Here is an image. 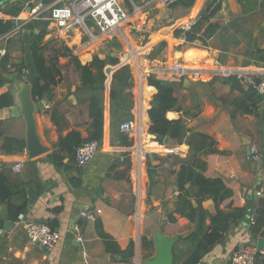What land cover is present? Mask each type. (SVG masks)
<instances>
[{"label": "crops", "instance_id": "crops-1", "mask_svg": "<svg viewBox=\"0 0 264 264\" xmlns=\"http://www.w3.org/2000/svg\"><path fill=\"white\" fill-rule=\"evenodd\" d=\"M18 1L23 8L13 15L10 10ZM54 1L9 0L0 5V19L15 22L29 12L28 6H48ZM119 1L130 14L121 34L101 35L87 18V29L76 26L65 30L48 23L42 40V45L51 42L44 50L45 64L51 71L54 68L49 59L57 45L70 49L81 64H88L95 55L106 60L104 88L98 93L102 137L97 154L85 167H77L57 145L59 138L71 131L83 139L90 133L92 93L83 86L70 55L58 56L59 81L49 95L35 101V127L47 151L29 157L25 119L12 112L20 83L9 74H26L22 32L28 29L32 35L33 30L23 27L0 41L7 58L5 68L0 69V94L9 93L13 98L12 105L0 109V264H144L155 252V232L183 236L176 239L172 254L173 264H184L196 246L190 234L197 223L175 211L180 194L177 173L180 160L192 154L204 161V177L221 179L231 191L218 206L211 197L201 202L208 213L201 233L208 229L209 215H214L216 208L225 213L235 207L246 211L197 264H228L233 251L242 247L259 249L257 240L264 238V161L252 160L247 149L253 145L264 152V96L251 103L246 100L250 89L235 76L220 72L260 66L254 63L255 49H264V30H260L258 46H254L253 36L264 21V0H217L220 8L199 34L208 23L217 28L204 43L198 39L186 41L179 25L186 17L203 15L212 0H195L190 5L180 0L170 5L159 0ZM126 37L135 50L133 54L127 50ZM176 61L189 71L186 77L173 71ZM106 67H110L109 73ZM194 71L199 72L197 78ZM150 76L172 88L176 102L166 117L183 122L185 135L180 142L168 137L165 143V137L160 143L148 131L147 111L157 92L148 82ZM112 90L116 93L113 98ZM39 102H43L42 107ZM128 121L135 133L120 129ZM143 141L151 143L149 149L142 148L139 161L136 151ZM165 147L173 151L164 153ZM139 163L144 171L142 181L137 173ZM16 164H20L19 171L14 170ZM196 189L189 188V195ZM254 189L260 193L251 199ZM191 200L195 206L194 198ZM76 210L92 211L95 218H77ZM4 215L10 221L7 230ZM19 216L54 225L58 237L55 250L47 252L30 242L23 227L15 225ZM98 224L121 252L107 251ZM253 264H264V252L255 254Z\"/></svg>", "mask_w": 264, "mask_h": 264}, {"label": "trees", "instance_id": "trees-1", "mask_svg": "<svg viewBox=\"0 0 264 264\" xmlns=\"http://www.w3.org/2000/svg\"><path fill=\"white\" fill-rule=\"evenodd\" d=\"M217 0H212L206 6L203 15H200V20L194 24L188 31H182L186 41L193 42L196 39L203 43L211 37L217 28L216 24L208 23L202 33L203 24L208 21L219 8L220 3ZM183 5H190L195 0H180ZM23 8V3L16 2L12 6L10 13L17 15ZM48 20L36 19L28 22L24 27L31 30L38 29V34L35 42L32 45L31 53L34 60V64L37 69V78L31 87V96L34 101L41 100L45 96L51 93L54 85L57 84L60 76L59 70L56 68V60L58 56L70 55V61L73 66L80 72L81 82L86 89L92 94L89 104V117L90 121V133L86 139H83L76 131H71L64 137H60L57 145L60 151L70 155L73 158L75 149L83 142L87 140H100L102 137V125H103V113H102V101L98 96V93L104 88L105 75L103 72L105 66V59H101L98 56H94L88 64H81L79 60L70 52L67 47L62 48L57 45L52 48L53 56L49 59L54 69L51 71L45 64L46 55L44 50L51 44L48 42L46 45H42V40L46 34V27ZM14 25L13 20L0 19V34H3L10 30ZM45 46V47H44ZM113 59L111 62H114ZM7 63L5 55L0 59V69H4ZM256 65L264 66V49H255V61ZM150 85L156 87L157 92L153 95L150 108L147 113L150 119V125L148 128L149 133L154 135L160 143L163 142L165 137H169L171 140L180 142L185 135V127L181 120H170L166 117V112L173 108L175 105V98L172 93V88L160 83L156 78L150 76L148 78ZM1 83V81H0ZM238 87L237 84H233ZM112 92V98L116 94L114 90ZM261 97L254 93L252 90L246 91V100L251 103H255L256 100H260ZM13 104V98L9 93L0 94V109L9 107ZM242 106V104H241ZM203 137V136H201ZM180 168L177 173L178 189L180 191L178 197V206L175 209L177 213L185 216L189 221L197 223L196 230L190 234L194 236L196 246L193 249L191 255L184 264H197L202 254L206 252L212 245L222 239L224 232L228 230L231 223H235L237 220L243 218L246 214L244 208L235 207L229 212H223L219 208H216L214 215H209L210 225L208 229L201 233L202 221L208 216V213L201 207V202L211 197L216 206L219 203L226 200L231 196V191L226 188L219 178H206L202 175L204 168V161L197 154H192L186 160H180ZM142 168V165H141ZM143 169V168H142ZM142 184V183H141ZM188 184V188L185 185ZM189 188H197L190 196ZM143 191V189H142ZM194 198L196 204L193 205ZM170 221H174V218L170 216ZM49 225V224H48ZM54 230V225H49ZM99 234L104 240L107 251L109 252H121L119 247L112 243V239L108 236L98 224ZM200 232V233H199ZM143 244L146 245L147 241L143 239Z\"/></svg>", "mask_w": 264, "mask_h": 264}, {"label": "built area", "instance_id": "built-area-1", "mask_svg": "<svg viewBox=\"0 0 264 264\" xmlns=\"http://www.w3.org/2000/svg\"><path fill=\"white\" fill-rule=\"evenodd\" d=\"M176 1L159 0L164 5H170ZM87 18H90L94 22L101 35H107L112 32L121 34L122 26L128 22L130 14L123 8L119 0H55L48 6H44L42 3H36L24 17H18L16 19L10 30L0 34V41L7 40L32 20L46 19L59 29L69 30L76 26L87 29L85 22ZM199 20V15L188 17L180 23L179 27L182 31H188ZM4 53L5 49L0 48V57ZM172 69L181 77H186L189 74V71L181 65L180 61L174 62ZM220 72L235 76L248 89L257 95L264 96V66L260 65L254 70L247 68L239 70L220 69ZM192 74L195 78L199 76L198 71H194ZM120 129L122 131L136 132L132 123L129 121L122 123ZM98 149V140H87L81 143L74 151L73 160L75 165L77 167H85L97 154ZM162 150L164 153L173 151L169 147H165ZM249 154L252 160L256 162L264 161V152H261L253 145L249 146ZM19 166L20 164H16L14 170L19 171ZM259 193L257 191V195ZM79 216L86 219H94L95 213L80 210ZM134 216L136 219L139 218V213H135ZM250 221H252V218H250ZM15 225H21L23 227L30 242L40 246L47 252L55 250L58 239L57 233L46 222L19 216L15 221ZM257 252L264 251L256 247L238 248L231 254L228 264H253V259Z\"/></svg>", "mask_w": 264, "mask_h": 264}, {"label": "water", "instance_id": "water-1", "mask_svg": "<svg viewBox=\"0 0 264 264\" xmlns=\"http://www.w3.org/2000/svg\"><path fill=\"white\" fill-rule=\"evenodd\" d=\"M6 1L9 0H0V5L4 4ZM30 6L27 7V10L30 11ZM264 28V21L260 24L259 29ZM258 30L255 32V40L258 34ZM38 30L34 29L32 35H30V31L28 29L23 30L22 32V40L24 42L23 49H24V59L26 64V74L23 73H10L9 78L16 80L20 83V89L16 96V106L12 108V112L16 115L21 114L25 119L26 126H27V134H26V148L28 150L29 157H36L41 155L47 151V147L42 145L39 140L36 127H35V109L36 103L32 99L31 96V87L36 81L37 78V69L34 64V60L32 57L31 49L32 45L37 38ZM130 56V55H129ZM110 67L105 68V72L109 73ZM21 92V98L19 97V93ZM38 105L42 107L43 102H39ZM168 142V137L165 138V143ZM248 152H249V145H248ZM259 180L260 174H259ZM138 190L140 191V183L138 184ZM137 190V194H138ZM138 196V199L140 198ZM257 190H251V199L256 198ZM75 217H79V210L75 211ZM74 217V218H75ZM5 218V225L4 229L7 230L10 226V221ZM182 235L177 237H170L161 234L160 232H155L154 234V247L155 252L154 254L144 260V264H173V254H172V246L175 243L177 238H182ZM257 247L259 249L264 248V238H259L257 240Z\"/></svg>", "mask_w": 264, "mask_h": 264}, {"label": "bare ground", "instance_id": "bare-ground-1", "mask_svg": "<svg viewBox=\"0 0 264 264\" xmlns=\"http://www.w3.org/2000/svg\"><path fill=\"white\" fill-rule=\"evenodd\" d=\"M126 45H127V47H128V49L131 51V53H134V48H133V46H132V44H131V42H130V40L126 37ZM149 143H151V142H146V141H143V146H140L139 147V149L136 151V153H137V156H138V160L139 161H141V159H142V148L143 149H149L150 147L148 146L149 145ZM141 163V162H140ZM139 163V166H138V171H137V173H138V175L140 174V172H141V168H140V164ZM142 173V172H141Z\"/></svg>", "mask_w": 264, "mask_h": 264}, {"label": "rangeland", "instance_id": "rangeland-1", "mask_svg": "<svg viewBox=\"0 0 264 264\" xmlns=\"http://www.w3.org/2000/svg\"><path fill=\"white\" fill-rule=\"evenodd\" d=\"M188 17H186L184 20H186ZM184 20H182V22L184 21ZM259 31L258 32V34H257V37H256V40H255V36H256V34H255V32L256 31ZM262 30H264V28L262 29ZM256 31H254V36H253V44H254V46H258V36H259V33H260V29L259 28H257L256 29ZM123 45V44H122ZM127 50H128V47H127ZM129 51V50H128ZM131 54H133V53H131ZM136 60V59H135ZM140 168H141V166H140ZM142 172V173H141ZM141 172H140V174L138 175V178H139V180L140 181H142L143 180V170H141ZM143 192V191H142ZM139 194H140V192H139V190H138V196H139Z\"/></svg>", "mask_w": 264, "mask_h": 264}]
</instances>
